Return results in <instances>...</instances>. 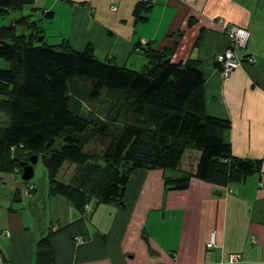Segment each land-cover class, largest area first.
I'll list each match as a JSON object with an SVG mask.
<instances>
[{
    "label": "crops",
    "instance_id": "crops-1",
    "mask_svg": "<svg viewBox=\"0 0 264 264\" xmlns=\"http://www.w3.org/2000/svg\"><path fill=\"white\" fill-rule=\"evenodd\" d=\"M139 3L150 7L145 22L134 16ZM23 10L49 25V33L42 26L45 40L49 34L54 45L65 40L78 52L90 45L99 60L119 67H144L138 45L168 51L173 63L199 62L206 114L229 122L223 142L259 167L227 187L193 178L186 191H166L164 175L180 178L195 167L199 155L187 152L181 172L136 170L124 206L92 202L83 215L50 194L48 181L26 194L18 173L2 174L0 264H36L46 236L52 264H228L232 255L240 257L236 264H264V0H34ZM232 27L250 37L236 52L241 66L224 77L215 59L230 46ZM74 172L65 163L58 179L68 183Z\"/></svg>",
    "mask_w": 264,
    "mask_h": 264
},
{
    "label": "trees",
    "instance_id": "trees-1",
    "mask_svg": "<svg viewBox=\"0 0 264 264\" xmlns=\"http://www.w3.org/2000/svg\"><path fill=\"white\" fill-rule=\"evenodd\" d=\"M33 1L0 0V20ZM149 9L137 4L136 21ZM45 41L32 15L0 25V175H21V163L42 158L49 193L83 215L92 202L124 206L136 170L181 172L187 152L199 155L195 167L164 175L166 191H186L193 178L227 187L258 171L223 142L229 122L206 114L199 62L173 63L168 51L138 45L146 64L133 71L99 60L90 45L78 52ZM65 163L75 166L68 183L58 179ZM48 237L39 249H49Z\"/></svg>",
    "mask_w": 264,
    "mask_h": 264
},
{
    "label": "built area",
    "instance_id": "built-area-1",
    "mask_svg": "<svg viewBox=\"0 0 264 264\" xmlns=\"http://www.w3.org/2000/svg\"><path fill=\"white\" fill-rule=\"evenodd\" d=\"M227 34L230 39V46L224 52L219 54L215 59V61L221 66V70L224 77H228L233 70L241 66L242 61L238 59L236 52L238 50L246 49L250 37V34L247 30L239 27H232L227 29ZM246 61L250 64L254 63V59L252 57L249 58L247 57ZM30 189L31 187L28 188V191ZM28 191L26 190V194ZM76 242L81 243L82 238H78ZM214 247H215L214 234H212L207 243V248L212 249ZM238 262H240V257L236 255H232L228 257V260L225 263L236 264ZM218 264H223V262H220Z\"/></svg>",
    "mask_w": 264,
    "mask_h": 264
},
{
    "label": "rangeland",
    "instance_id": "rangeland-1",
    "mask_svg": "<svg viewBox=\"0 0 264 264\" xmlns=\"http://www.w3.org/2000/svg\"><path fill=\"white\" fill-rule=\"evenodd\" d=\"M35 13H36L35 11L32 12V13L31 12L29 13L28 10L11 12L9 15L3 17L0 20V25H7L8 23H10V21L13 18L16 19V18H19L21 16H26V15H29V14L34 16ZM34 19H35V17H34ZM44 19H46L45 16H44ZM43 24H40L41 28L43 26V28L45 29L46 33H49L50 32L49 31V27H48L49 25H47V24H44L43 25ZM47 35H48V40L46 39L45 42L47 44H49V45H54L53 37H51V35L49 36V34H47ZM6 67H7V64L3 60L0 59V69H5ZM3 119L4 120H8V118L6 116H4ZM46 174L47 173H46V169H45V167L43 165V160H42V158H39L38 161H37V163L34 166V176H33V178L29 182V185L30 186L27 187V188H30V187L32 188V187L35 186L37 192H40V190L42 189V187L44 186V184H47V175ZM20 177H21V175H20ZM103 206H105V205H100V207H103ZM102 210L103 209H100L98 214L101 215ZM94 211L95 210H94L93 206H91V214Z\"/></svg>",
    "mask_w": 264,
    "mask_h": 264
},
{
    "label": "water",
    "instance_id": "water-1",
    "mask_svg": "<svg viewBox=\"0 0 264 264\" xmlns=\"http://www.w3.org/2000/svg\"><path fill=\"white\" fill-rule=\"evenodd\" d=\"M38 161V157L34 156L29 159L28 162L21 163L22 166V174H21V180L29 184L30 180L34 176V166ZM36 264H52L51 262V255L49 250L47 249H41L36 253Z\"/></svg>",
    "mask_w": 264,
    "mask_h": 264
}]
</instances>
